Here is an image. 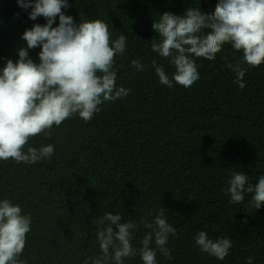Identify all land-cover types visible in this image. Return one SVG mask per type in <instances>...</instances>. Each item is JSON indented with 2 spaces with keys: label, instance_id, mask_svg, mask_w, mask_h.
Here are the masks:
<instances>
[{
  "label": "trees",
  "instance_id": "obj_1",
  "mask_svg": "<svg viewBox=\"0 0 264 264\" xmlns=\"http://www.w3.org/2000/svg\"><path fill=\"white\" fill-rule=\"evenodd\" d=\"M66 15L101 19L114 41L125 35L126 49L115 58L117 87L130 93L105 102L92 120L77 116L39 135L29 146L53 145L50 159L35 164L0 161V199L18 203L31 217V231L20 257L25 264H83L101 255L92 222L106 212L122 222H151L158 210L177 229L169 235V260L157 253V264H264V206L249 207L251 194L239 204L225 189L232 172L245 173L255 184L264 175V64L247 68L241 89L227 65L242 62L230 44L215 60L195 58L200 79L184 88L159 82L153 60L171 78L170 58L153 52L159 42L152 24L165 11L183 15L187 8L214 11L217 0H69ZM30 11V9L28 10ZM16 0H0V68L18 59L23 32L33 21ZM58 18L56 26L58 24ZM40 48L30 49L39 62ZM145 67L136 71L131 62ZM115 227V226H114ZM150 231L143 224L132 244ZM228 238L233 247L220 261L200 251L194 237ZM155 247L154 243L152 245ZM124 264H142L137 254Z\"/></svg>",
  "mask_w": 264,
  "mask_h": 264
},
{
  "label": "clouds",
  "instance_id": "obj_2",
  "mask_svg": "<svg viewBox=\"0 0 264 264\" xmlns=\"http://www.w3.org/2000/svg\"><path fill=\"white\" fill-rule=\"evenodd\" d=\"M35 21L43 17L44 24H33L21 39L25 46L16 51L18 59H6L0 68V161L35 164L50 159L54 146L36 148L29 141L39 135L50 138L53 127L77 116L85 122L101 111L105 102H115L130 93L117 87L115 58L126 49L125 35L114 41L109 25L101 19L80 16V22L66 15L69 0H16ZM58 18V24H56ZM159 42L153 40L151 49L174 66L171 78L155 60L152 66L159 82L169 88L176 85L191 87L200 79L195 58L215 60L225 44L242 52V62L229 67L234 81L241 89L247 68L264 64V0H217L214 11L204 13L200 8H187L183 15L165 11L152 24ZM40 48L39 62L30 58L29 50ZM136 71L144 65L131 62ZM226 193L233 204L242 203L245 193L251 194L249 207L264 206V175L255 184L245 173L232 172ZM161 207L151 222L139 224L150 231L134 248L135 221L122 222L120 214L106 212L92 220L101 225L97 240L101 255L88 257L83 264H124L126 258L139 254L142 264H157V253L171 260L167 247L169 235L177 229L167 222ZM31 217L23 214L21 206L9 199H0V264H25L20 259L31 231ZM115 226V227H114ZM201 252L223 261L233 247L228 238L210 239L205 231L194 237ZM155 245L153 247L152 245ZM246 264H253V257Z\"/></svg>",
  "mask_w": 264,
  "mask_h": 264
}]
</instances>
